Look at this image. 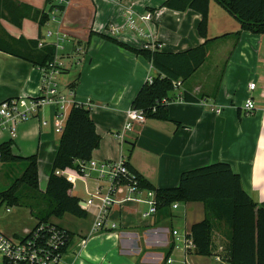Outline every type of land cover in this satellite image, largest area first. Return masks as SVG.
Listing matches in <instances>:
<instances>
[{
  "label": "crops",
  "instance_id": "0c3cea01",
  "mask_svg": "<svg viewBox=\"0 0 264 264\" xmlns=\"http://www.w3.org/2000/svg\"><path fill=\"white\" fill-rule=\"evenodd\" d=\"M16 1L48 12L45 0ZM56 1L64 3V10L49 11L47 21L41 26L31 18H24L19 27L0 19L1 36L37 42L41 38L56 45L55 61L61 64L58 73H69L67 92L59 90L55 77L58 91L65 99L63 110H59L63 112L62 121L57 118L58 106L44 104L36 117L17 125L15 136L0 127V143L11 139L13 153L36 155L41 191L46 188L59 146L62 131L56 128L60 123L64 128L72 105L77 103L90 108L100 136L91 160H124L157 188L177 186L184 171L226 162L239 174L241 185L251 198L257 203L264 201V33L240 31L239 22L210 0L207 38L216 39L207 44L205 61L169 94L166 120L145 117L144 122H134L126 130L127 109L147 78L156 72L142 55L102 35L134 48L154 42L160 50L182 52L205 40L197 31L200 14L191 9L175 11L161 7L164 0ZM130 10L152 14L150 21L139 26L144 32L142 36L126 26L117 28L125 22ZM50 23L54 28L44 31ZM212 44L220 60L208 67ZM73 64L78 69L72 73ZM42 80L41 68L0 51V102L38 97ZM76 80L77 85L71 91L69 84ZM251 82L255 83L253 90L248 87ZM184 92L198 100L179 99ZM249 96L255 105L252 112L244 109ZM19 164L0 162L6 167ZM55 173L65 178L68 173L75 176L71 194L79 198V203L98 188H106V182L94 174L80 176L71 168L58 169ZM136 196L142 201L114 204L106 226L99 230L93 229L96 220L93 208L86 210L85 218L70 213L51 216L49 222L72 234L57 264H163L169 256L175 264L174 255L181 257V264H227L216 259L224 254L226 242L217 230L212 235L210 256L185 251L183 237L190 233L193 223L205 217L202 202L176 203L168 217H159L156 211L144 218L142 214L148 210L144 202L146 194L143 191ZM112 222L116 224L113 229ZM178 224L183 230L179 231ZM173 230L177 235L172 234Z\"/></svg>",
  "mask_w": 264,
  "mask_h": 264
},
{
  "label": "trees",
  "instance_id": "16d2710c",
  "mask_svg": "<svg viewBox=\"0 0 264 264\" xmlns=\"http://www.w3.org/2000/svg\"><path fill=\"white\" fill-rule=\"evenodd\" d=\"M214 1L239 22L240 31L264 33V0ZM209 2L210 0H164L161 4V7L175 11L191 9L200 14L197 31L205 40L186 51L167 52L156 47L134 48L100 34L117 45L142 55L152 64L156 72L152 75V81H145L131 103V107L141 109L145 117L166 120L168 103L163 100L169 99L177 81L181 83L187 79L205 61L207 44L216 39L207 38ZM45 3L48 12L53 9L63 11L65 8L64 3L56 0H45ZM48 12L33 9L16 0H0V19L4 18L18 27L24 18L34 19L41 26L47 21ZM0 51L28 61L37 68L48 67L56 56L54 44L46 43L38 47L37 40L16 39L8 35H0ZM76 85L77 80L71 82L70 90L73 91ZM180 98L184 101L198 100L190 97L187 92L180 94ZM90 111V108L81 104L72 105L44 191L38 185L36 155L21 156L13 153L11 139L0 143L1 163L26 162L22 173L5 190L0 191V205H25L37 209L41 217L25 236L30 237L42 224L63 231L65 242L59 247L60 254L65 252L72 234L49 222V218L61 217L64 213L85 218L87 212L80 207L79 198L71 194V182L55 171L66 168L77 170V162L89 160L93 150L99 146L100 136ZM126 165L140 188L155 191L159 217H168L174 203L200 201L204 204L205 217L193 223L187 235L194 245L193 250L187 252L210 256L212 235L217 230L226 239L223 259L227 264H264V201L257 203L251 198L243 189L239 174L228 163L216 162L184 171L177 186L166 188L155 187L128 163ZM39 197L46 200L45 206L38 201ZM43 234L46 236L47 231H42ZM169 254L170 251L166 256Z\"/></svg>",
  "mask_w": 264,
  "mask_h": 264
},
{
  "label": "built area",
  "instance_id": "2783aa9c",
  "mask_svg": "<svg viewBox=\"0 0 264 264\" xmlns=\"http://www.w3.org/2000/svg\"><path fill=\"white\" fill-rule=\"evenodd\" d=\"M63 2V0H58ZM152 14L150 12L135 13L132 10L128 12L125 22L119 25V28L129 27L135 30L142 36L144 33L142 28L137 24V19L142 22L150 21ZM45 43L44 39L38 40V46L42 47ZM56 46V45H55ZM144 48L154 49L159 48L154 42H145ZM61 64L54 61L50 62L48 67L41 68L43 73L41 94L36 98H9L0 102V127L6 129L13 137L15 136L16 127L19 123L25 122L37 116L40 107L44 104L58 106L59 109L57 118L61 121L64 118L63 110L65 99L64 96L58 91V86L55 81L56 74L59 72ZM148 82L152 81V77H148ZM180 81L175 83V87L180 86ZM249 90L255 88V83L251 82ZM179 99L180 95H179ZM165 103L169 100L164 99ZM244 109L247 112H252L255 109L254 101L251 96L247 97L244 103ZM145 115L141 109L130 107L126 111V122L124 129L128 130L132 127L134 122H144ZM59 132L63 130L61 123L56 128ZM78 169L75 172L84 177L96 175L99 179L106 182V188L102 190L98 188L95 192L89 194L88 198L80 201L79 205L82 209L88 210L93 208L96 212V220L93 226L94 230L103 229L106 226L107 216L110 208L116 204L126 200H141L137 193L146 194L144 202L148 205V210L143 212L142 216L148 218L155 214L156 209V196L155 191L149 189H142L138 186L136 178L129 171L124 160L119 161H101L87 160L78 161ZM66 179L69 182L75 181V176L66 174ZM121 194H123L121 196ZM142 201V200H141ZM176 203L173 204L175 208ZM9 211V208H6ZM116 224L112 222L110 228L113 229ZM47 231V235H42V231ZM63 231L56 229L51 225H40L34 230L30 237L16 238L6 235L0 231V264H57L61 255L59 247L64 244L65 236ZM173 235H177V231H172ZM188 235V234H187ZM183 237L185 244V251L193 250L194 245L191 238ZM217 261H224L223 255L216 256ZM163 264H173L172 258L166 257Z\"/></svg>",
  "mask_w": 264,
  "mask_h": 264
},
{
  "label": "rangeland",
  "instance_id": "374dc122",
  "mask_svg": "<svg viewBox=\"0 0 264 264\" xmlns=\"http://www.w3.org/2000/svg\"><path fill=\"white\" fill-rule=\"evenodd\" d=\"M213 4H215L213 2ZM219 10L220 7H218ZM224 12V11H222ZM231 16V15H229ZM234 18V17H232ZM235 19V18H234ZM216 20V15H213V21ZM236 20V19H235ZM137 24L139 26H143V22L139 19H137ZM53 29L54 24L50 23L48 26L44 27V31L46 29ZM215 45H210L209 47V57L207 58V65L208 67L213 66L214 62L216 61L219 63V55L218 51L214 50ZM67 60H65V63ZM75 69H78V67H75L73 64V68L71 69V72H75ZM69 73H58L57 74V82L59 85V90L63 92H67V79ZM20 163L19 166H13V167H6L0 165V191L5 190L11 183L12 179L20 175L22 172V169H24L25 166V161L18 162ZM38 201L45 206L46 200L43 198L38 199ZM182 206V205H181ZM6 208H9L10 210L7 211ZM68 216L67 218H71V215H66ZM40 214L38 213V210L33 208L31 209L28 206L25 205H14V206H7L5 204L0 205V231H3L6 235L13 236L16 238H22L26 233L37 223L38 219L40 218ZM69 221V220H68ZM178 229L179 231L183 230V227L181 224H178ZM175 264H181L180 259L178 255H174Z\"/></svg>",
  "mask_w": 264,
  "mask_h": 264
}]
</instances>
